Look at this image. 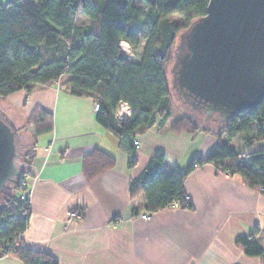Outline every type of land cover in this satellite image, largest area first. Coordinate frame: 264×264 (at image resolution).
I'll list each match as a JSON object with an SVG mask.
<instances>
[{
	"label": "trees",
	"instance_id": "16d2710c",
	"mask_svg": "<svg viewBox=\"0 0 264 264\" xmlns=\"http://www.w3.org/2000/svg\"><path fill=\"white\" fill-rule=\"evenodd\" d=\"M209 1L0 0V97L6 99L19 90L28 95L37 85L67 76L73 95L99 102L97 120L115 135L119 148L129 156L128 166L133 167L138 162L137 136L156 124L163 126L173 113L178 94L169 69L179 35L207 13ZM77 14L87 20L77 22ZM122 41L129 44L131 55L123 50ZM121 101L130 108L128 122L116 117ZM202 122L203 115L197 111L184 112L170 129L216 133L219 142L207 156L193 157L184 171L166 172L162 170L165 155L155 152L130 181L132 198L142 192L146 211L154 213L176 202L193 209L184 181L205 163L240 175L247 185L264 193V148L245 151L256 141H264V99L256 109L243 110L219 128L211 119L201 128ZM53 129V114L43 108H36L18 127L20 134L31 132L34 142L19 145L20 174L0 195V257L15 255L26 264H58L49 253L24 244L30 202L20 197L27 189L20 181L32 171L36 139ZM115 164V157L94 149L83 159V172L92 181ZM262 240L264 224L235 237V243L250 256L264 255Z\"/></svg>",
	"mask_w": 264,
	"mask_h": 264
},
{
	"label": "crops",
	"instance_id": "0c3cea01",
	"mask_svg": "<svg viewBox=\"0 0 264 264\" xmlns=\"http://www.w3.org/2000/svg\"><path fill=\"white\" fill-rule=\"evenodd\" d=\"M6 100L25 118L43 108L54 120V129L36 139L32 171L26 177L31 200L23 242L28 247L49 253L58 264H264V255H247L235 243L238 234L264 224V193L240 175L202 164L184 181L194 208L172 205L149 219L141 216L146 212L143 193L131 196L130 181L155 152L166 157L163 171H184L193 157L207 156L218 144L216 133L174 132L170 125L179 116L172 113L163 126L156 124L137 136L138 162L129 167L128 154L97 120L94 100L73 95L67 76L37 85L28 95L19 90ZM6 112L13 119L10 110ZM33 142L31 132L20 134V144ZM260 148L264 141L245 151ZM94 149L115 157L116 164L88 181L83 159ZM70 210L81 216L69 220ZM261 243L264 246V240ZM0 264L26 263L6 255L0 257Z\"/></svg>",
	"mask_w": 264,
	"mask_h": 264
},
{
	"label": "water",
	"instance_id": "95a60500",
	"mask_svg": "<svg viewBox=\"0 0 264 264\" xmlns=\"http://www.w3.org/2000/svg\"><path fill=\"white\" fill-rule=\"evenodd\" d=\"M172 86L206 121H233L264 99V0H210L179 35ZM20 133L0 107V195L20 174Z\"/></svg>",
	"mask_w": 264,
	"mask_h": 264
},
{
	"label": "built area",
	"instance_id": "2783aa9c",
	"mask_svg": "<svg viewBox=\"0 0 264 264\" xmlns=\"http://www.w3.org/2000/svg\"><path fill=\"white\" fill-rule=\"evenodd\" d=\"M123 50L128 54L131 55L130 47L129 44L126 41L121 42ZM93 109L95 112L100 110V104L99 102L95 101L93 105ZM130 116V108L128 104L124 101H121L117 110H116V117L119 121L121 122H128ZM135 143H138V140H135ZM26 180L20 181V186L25 185ZM21 199L27 200L30 202L31 200V192L28 191L27 189L20 194ZM174 205H178V203H174ZM81 214L77 210H70L69 211V220L75 219L77 217H80ZM141 216L145 219H149L152 216V213L146 211L141 214Z\"/></svg>",
	"mask_w": 264,
	"mask_h": 264
},
{
	"label": "rangeland",
	"instance_id": "374dc122",
	"mask_svg": "<svg viewBox=\"0 0 264 264\" xmlns=\"http://www.w3.org/2000/svg\"><path fill=\"white\" fill-rule=\"evenodd\" d=\"M1 1L5 2L6 0H1ZM85 19L86 18H84V16H82L80 14H77V16H76V21L77 22H85ZM174 55H175V53H174ZM173 60H174V57H173ZM173 60H172V63H173ZM172 63H171V65H172ZM169 74H170V78H172V66L169 69ZM63 82H66V81H63ZM173 92H174V90H173ZM174 94L176 95V93H174ZM2 105H5L6 108L3 107ZM0 107L3 108L6 111L10 110V112L13 115V119H14V121L17 124L18 127H21L24 124L25 116H24L23 112L20 109L15 108L8 100L0 97ZM184 112L191 113V112H194V110L189 109L188 107H185V105L182 102V100L176 96V104L174 103L173 116L172 117H175V116L176 117H178V116L180 117ZM196 115H195L196 118L199 117V116H196ZM199 118H197L198 119L197 121H199ZM212 125H215V124H212Z\"/></svg>",
	"mask_w": 264,
	"mask_h": 264
},
{
	"label": "flooded vegetation",
	"instance_id": "af4514ba",
	"mask_svg": "<svg viewBox=\"0 0 264 264\" xmlns=\"http://www.w3.org/2000/svg\"><path fill=\"white\" fill-rule=\"evenodd\" d=\"M213 124H215V125H218L219 126V122H217V121H214V123Z\"/></svg>",
	"mask_w": 264,
	"mask_h": 264
}]
</instances>
